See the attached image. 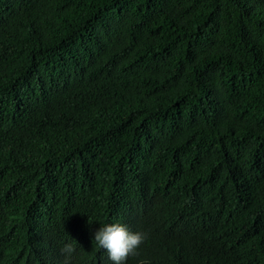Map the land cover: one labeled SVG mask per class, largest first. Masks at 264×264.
<instances>
[{"label":"trees","instance_id":"1","mask_svg":"<svg viewBox=\"0 0 264 264\" xmlns=\"http://www.w3.org/2000/svg\"><path fill=\"white\" fill-rule=\"evenodd\" d=\"M0 62V264H264V0H0Z\"/></svg>","mask_w":264,"mask_h":264},{"label":"clouds","instance_id":"2","mask_svg":"<svg viewBox=\"0 0 264 264\" xmlns=\"http://www.w3.org/2000/svg\"><path fill=\"white\" fill-rule=\"evenodd\" d=\"M73 238L78 240L76 237ZM144 240L143 233L131 231L121 223H101L100 228L94 234L95 246L112 264H126L139 253V247ZM74 246L75 243L66 242L61 247L64 264H72L76 252Z\"/></svg>","mask_w":264,"mask_h":264},{"label":"bare ground","instance_id":"3","mask_svg":"<svg viewBox=\"0 0 264 264\" xmlns=\"http://www.w3.org/2000/svg\"><path fill=\"white\" fill-rule=\"evenodd\" d=\"M56 47V46H55ZM43 60V59H42ZM56 62V61H55ZM1 63V62H0ZM41 64V63H40ZM45 67V66H44ZM40 68H41V66H40ZM45 69V68H44ZM35 70V69H34ZM43 71V70H42ZM87 75V74H86ZM1 99V98H0Z\"/></svg>","mask_w":264,"mask_h":264}]
</instances>
